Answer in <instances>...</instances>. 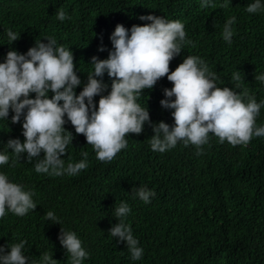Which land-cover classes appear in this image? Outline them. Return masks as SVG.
Masks as SVG:
<instances>
[{"label": "trees", "instance_id": "obj_1", "mask_svg": "<svg viewBox=\"0 0 264 264\" xmlns=\"http://www.w3.org/2000/svg\"><path fill=\"white\" fill-rule=\"evenodd\" d=\"M252 2L227 0L224 7L225 0H210L215 7L201 8L202 0H0V63L9 50L26 53L35 41L47 43L45 38H55L58 46L73 52L81 79L75 89L78 95L94 71L91 58L107 59L113 50L110 36L116 25L123 24L130 30L133 25L150 23L140 16L154 15L180 20L186 39L195 45H184L170 62V71L188 55L198 56L217 74L218 86L238 93L247 91L260 103L264 101V83L254 76L264 74V10L248 13L246 6ZM57 10L71 18L59 21ZM232 16L236 22L231 26L232 42L227 43L222 32ZM9 29L20 34L12 44L7 36ZM101 46L103 52L98 51ZM236 70L241 71L239 82L232 79ZM102 79L108 85L103 93L107 95L112 80L107 73ZM172 86L165 76L153 89L143 90L138 99L141 107L148 108L152 123L174 124L173 110L160 104L165 98L163 90ZM52 95L48 93L49 98ZM29 98L34 99L35 93ZM99 98H94L97 106ZM12 115L10 110L7 119L0 118V152L10 157L7 164L0 165V173L10 182L23 183L35 191L37 209L30 219L22 217L21 236L35 240L41 254L47 252L59 264H69L66 249L58 239L62 228L74 230L81 239L89 253L85 264H264V137H253L246 146H232L226 140L220 143L209 133L201 155L196 154V146L186 147L182 141L161 153L152 150L149 139L154 133L146 123L141 134L126 136L127 147L106 163L96 158L92 145L68 122L64 127L74 139L62 157L65 167L69 162L84 160L85 152L88 166L73 176H50L37 173L35 163L39 158L29 163L26 154L12 166L14 157L6 148L7 141L24 140L23 117L13 124ZM256 124L264 125V107ZM43 155L41 152V158ZM139 186L155 192L150 203L131 193ZM118 200L134 202L127 220L134 218L133 236L143 249L139 260H133L126 242L113 239L108 230L103 231L104 250L96 249L97 237L92 228L86 229L84 219L67 223L57 216L63 205L69 213L79 207L90 208L92 213L87 216H92L96 208L114 210ZM48 211L59 218L60 224L46 220ZM47 230L50 238L46 237Z\"/></svg>", "mask_w": 264, "mask_h": 264}, {"label": "clouds", "instance_id": "obj_2", "mask_svg": "<svg viewBox=\"0 0 264 264\" xmlns=\"http://www.w3.org/2000/svg\"><path fill=\"white\" fill-rule=\"evenodd\" d=\"M201 8L215 7L210 0H202ZM224 7H227L225 0ZM264 10L261 0L246 6L248 13L255 14ZM56 18L63 22L70 19L63 10H57ZM140 20L150 23L133 25L127 29L117 24L110 36L112 51L107 59L91 58L94 71L87 76L83 90L75 89L81 85L77 75L73 52L63 45H57L55 38H45L47 43L35 41L26 53L9 50L4 62L0 63V118L7 119L13 113V124L22 122L23 142L19 138L9 139L7 149H11L15 166L25 154L27 161L37 159L35 171L50 176H73L87 168V153L84 160L67 164L62 159L67 154L74 136L64 125L68 122L76 134L85 136L87 144L92 145L96 158L101 162H111L116 155L127 147L126 136L141 134L146 123L152 127L154 135L149 139L153 151L161 153L174 148L182 141L187 147L196 146L197 155L203 152L202 146L209 141V133L225 140L232 146H246L253 137H264V125L257 126L256 118L264 107V101L257 103L247 91L236 92L229 87H220L217 74L198 56L188 55L174 71L170 62L180 55L185 44L195 45L186 39L185 26L180 20H168L154 15L140 16ZM232 16L224 24L222 36L227 43L232 42ZM130 32V34H129ZM9 42L17 41L20 34L7 31ZM105 49L101 46L98 51ZM241 71L236 70L232 79L239 82ZM107 73L111 78V90L103 93L108 85L103 82ZM172 87L163 90L162 108L171 109L173 125L164 121L152 123L148 108L137 102L143 90L153 89L164 77ZM100 79H97V78ZM264 83V74L254 76ZM239 89V83L236 85ZM53 95L49 98L48 93ZM35 93V98H29ZM99 96L98 106L94 98ZM174 97V99H173ZM62 102V103H61ZM67 117V120L65 119ZM41 152L44 153L41 158ZM9 155L0 152V165L9 162ZM134 196L144 203H150L155 192L146 187L133 188ZM35 191L25 184L9 181L6 174L0 173V264H59L47 252L40 253L36 241L23 238L22 217L29 219L37 209ZM134 203V202H133ZM130 202L118 200L115 209L107 211L96 208L92 216L90 208L79 207L71 215L64 207L57 216L65 222L84 219L86 229L92 228L97 240L94 247L105 248L104 232L118 242H126L133 260L142 257L143 249L134 238L133 217L127 215L134 211ZM83 211V212H82ZM84 213L75 215L74 213ZM48 221L60 224L52 211L45 214ZM61 228L58 239L69 257V264H82L89 253L82 246L74 230ZM46 237L51 232L47 230ZM30 236V235H29ZM40 249V248H39ZM83 264H85L83 262Z\"/></svg>", "mask_w": 264, "mask_h": 264}]
</instances>
